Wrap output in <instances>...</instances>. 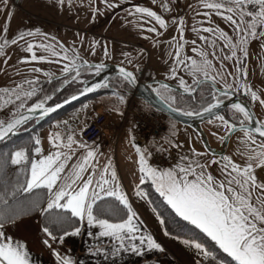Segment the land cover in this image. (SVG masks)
<instances>
[{
    "label": "snow or ice",
    "instance_id": "1",
    "mask_svg": "<svg viewBox=\"0 0 264 264\" xmlns=\"http://www.w3.org/2000/svg\"><path fill=\"white\" fill-rule=\"evenodd\" d=\"M59 2L63 5L64 0ZM4 3L6 4L7 0H4ZM68 3L70 4L71 0H68ZM226 4L229 6L225 7ZM107 7L115 8L117 5L108 4ZM160 7L165 12L171 11L167 0H164ZM205 7L216 9L217 14L223 16L236 33L234 42L232 36L219 28L203 29L208 33H218L224 42L223 49H229V55L223 57L225 61L235 57V90L243 88L252 101L258 100L260 105H264V99H261L248 83H240L242 77H247L246 45L249 39L252 37L264 39V0H221L206 4ZM249 7L252 10H248ZM131 12L154 18L160 28L168 26L165 19L149 7L134 5ZM10 17L11 12L8 13V18ZM182 23L181 18V23L177 25L181 39L184 31ZM7 29L8 24L5 23V33ZM148 31L159 35L156 27H150ZM25 35L32 36L34 33L28 31L19 34L12 42L23 40ZM199 38L202 41L207 40L209 45H216V41L211 38L205 36ZM92 43L91 51L94 53L96 42ZM39 47L49 52L51 56L59 58L56 63L66 61L59 76L44 73L49 82L55 80L57 85L47 93L39 87V80L32 78L16 83L14 87L0 90V109L12 105L8 117L0 119V141H8L33 118L34 114L38 113L39 117L43 118L60 109L62 104H68L78 96L96 89H113L112 95L123 103L125 95L121 94L122 91L126 86L137 82L133 71L120 67L114 82L106 77L89 85L87 79H81L83 71L87 69L91 74H99L105 67L103 63L81 60L78 53L69 56L70 49L63 43L59 45L60 51L51 44H41ZM260 47L264 49V43ZM2 49L3 45L0 44V51ZM26 50L31 55L22 57V61L48 60V56L37 55L34 52L32 43L27 44ZM192 51L196 53L198 50L193 47ZM104 54L105 56L108 54L106 47ZM212 54L216 55L215 52ZM125 55L127 56L126 53ZM199 56L200 59L187 56L181 59L177 48L170 69L171 77H177V69L181 65L192 77L191 84L182 77L179 79V87L182 89L179 97L173 94V89L168 83L160 80L153 82L154 87L152 85L146 87L150 88L155 97L174 114L181 116L208 114L222 123L226 130L218 137L221 142H225L235 132H241L243 135L240 139L245 146V151L238 150L241 162L237 163L230 155L217 157L214 150H210L212 158L209 159L207 151L198 152L190 149L188 152L178 153L177 163L170 167H156L145 158L147 149L141 151L140 147L136 146L139 153L140 177L134 195L150 204L153 203L149 193L141 187L146 180H150L151 187L158 193L163 206L168 210V217L163 218V213L153 208L159 224L164 226L166 219L177 224L187 222L188 231L177 234L175 239L194 250L197 258L193 264H264V181L258 182L254 173V166H264V120L256 119L255 126H252L250 122L254 119V113L240 101L227 105L225 112L229 116L228 119L225 114H219V108L224 104V100L233 95V84L225 81L222 87H217L218 77L221 80H224V77L220 72L212 74L213 64L207 58L206 52L200 51ZM220 67L223 68V64ZM34 71L43 70L36 68ZM77 83L83 84V87L77 88L75 94H70L62 103L47 106L49 101L66 89V86ZM185 95L189 96L192 102L199 103L198 111L179 106L185 104ZM33 99L35 102L29 104ZM146 106L151 107L147 102ZM116 110L119 111L118 108ZM63 123L67 124V121ZM257 136L260 139L259 144L256 143ZM47 139L52 148L47 155L42 153L39 137H30L23 145L0 153V187L3 189L0 191V264H31L25 244L20 241L14 242L4 232L5 224H15L30 209H36L43 215L45 226L42 227V232L52 241L62 242L70 235H78L81 231L76 225L78 220L80 224L86 221L89 226L99 229L94 238L107 237L112 240L110 252L113 256L121 250L142 252L145 246L148 249L163 251L162 245L153 235L142 232L139 225L133 223L137 216L128 195L121 189L117 174L110 169L109 164H105L100 171L97 167L98 162H93L96 157L94 146L90 147L74 139L72 132L67 133L66 142L62 141V133L59 131L50 133ZM168 144L175 149L183 148L182 144L174 143L172 140H169ZM251 145H255V148H251ZM76 148L83 149L84 154L78 156ZM35 154H39V158H36ZM147 154L151 155L150 152ZM213 165L216 166L215 171L218 175L208 171ZM13 166L15 177L9 182L8 169ZM36 189L47 190L46 201L21 202L20 193H32ZM121 206L126 210L124 217L118 215ZM89 235H93L92 232H89ZM164 235H170L167 228ZM43 243L49 245V239H45ZM92 251L97 254H109V250L99 246L89 249V252ZM52 252L58 264H76L70 256H62L56 249Z\"/></svg>",
    "mask_w": 264,
    "mask_h": 264
},
{
    "label": "rangeland",
    "instance_id": "2",
    "mask_svg": "<svg viewBox=\"0 0 264 264\" xmlns=\"http://www.w3.org/2000/svg\"><path fill=\"white\" fill-rule=\"evenodd\" d=\"M163 2V0L162 2L155 0V3H153V0H71L69 4L68 0H64L63 5H61L59 0H18L17 3H15V0H7L6 4L4 0H0V44L3 45V49L0 51V77H3L0 79V88H11L16 83L32 78H37L39 82L46 80L48 78L45 77V72L59 76L63 63L66 61L56 63L55 61L59 58L51 56L49 52H45L39 45L51 44L53 48L60 51L59 45L63 43L65 47L70 49L69 56L78 53L81 60H87L89 63L120 64L136 72L141 68L143 71L145 70L143 79L149 78L153 81L155 78H160L176 86H179L181 77L188 84L192 82V77L183 65L177 69V77H171L170 75L172 61L176 57L177 48H179L181 59L185 56L200 59L199 52L203 51L207 53V58L213 64L214 70L212 74L215 75L220 72L224 77V80L218 77L217 85L222 87L223 82L226 81L232 83L233 89H235V57L232 60L225 61L223 57L229 55V49H223L224 42L219 38L218 33L203 31V29L209 27L214 30L219 28L232 36L235 42L236 33L232 31L231 24L223 16L218 15L216 9L205 7L206 4L221 2V0H208L200 6L196 5L189 10L186 8L189 5L188 2L178 4L176 0H168L170 12H165L160 7ZM108 4H116L117 7L109 8L107 7ZM134 5L149 7L156 11L165 19L168 26L160 28L154 18L148 17L146 14L132 13L131 9ZM179 5L184 11L177 14V6ZM227 6L229 5L226 4L225 7ZM248 10H252L251 7ZM4 11L5 16H2ZM221 11L224 10L221 9ZM9 12H11L10 19L8 18ZM224 14L227 15L226 12ZM41 18L49 19L54 23H49ZM181 18L183 19L182 27L184 29L183 39H181V33L177 27L181 23ZM246 19L248 18L246 17ZM5 23L8 24L6 33L4 30ZM69 26L75 29H70ZM150 27H156L159 35L149 32L148 29ZM42 29L47 31V34L35 33L36 30ZM28 31L33 32L34 35H25L23 40L12 42L17 35ZM200 36L215 40L216 45L212 46L207 43V40H200ZM5 40H7V43H5ZM93 41L96 42L94 45L96 51L94 53L91 51ZM193 41H195V44H193ZM29 43L33 44L34 52L37 55H50L48 60L43 62L22 61V57L31 55L26 50ZM262 43H264L262 38L252 37L249 39L246 45L248 51L246 58L247 77H242L240 83H248L252 90L256 91L261 99H264V49L260 47ZM105 47L108 49L107 56L104 54ZM193 47L197 48L198 51L196 53L192 51ZM213 52L216 53L215 56L212 54ZM129 60L131 63H128ZM221 64H223V68L220 67ZM36 68H40L43 71L35 72L34 69ZM229 73L233 75H229ZM241 90L245 93L243 88ZM126 91V93H131L129 89ZM100 92L106 91H99L98 93ZM121 94L125 95L124 102L127 104V114L134 113L136 104L142 105L148 110L152 109V107H147L146 102L142 99L134 98L133 94ZM4 99L6 100L7 97H4ZM250 101L259 119L264 120V105H260L258 100L252 101L250 99ZM83 103L79 105L84 106ZM131 103L133 105L132 108L129 107ZM77 106L73 107V109ZM11 108L12 105H8L6 109H0V119H6L11 112ZM70 112L58 116L52 115L35 128L38 131L44 126H54L57 118ZM167 120L175 122L177 126V142L183 145L182 149L174 148L170 153L171 156L178 158V153L195 149L198 152L207 151L208 158H212L211 151L207 150L205 141L196 129L192 131L169 117H167ZM53 121L54 123L52 124ZM31 126L25 127V129H29ZM213 126L226 130L225 126L215 119L204 122L201 128L210 142V138L213 135L210 129ZM129 134H131L132 144L133 135L130 130ZM242 135L241 132L237 131L231 135L232 137L230 136L228 151L224 154L232 156L237 163L241 162L239 152L245 151V146L240 139ZM170 137L172 136L169 134L167 140ZM174 140L173 142H175ZM256 143H260V139L257 137ZM251 148L254 149L255 145H251ZM121 156L122 153L120 151ZM126 159L131 168L130 174L135 173L138 177L140 175L138 173L139 153H137L134 144L130 149V153H127ZM151 161L153 160L151 159ZM215 167L213 165L208 171L215 170ZM254 173L258 178V182L264 181V166H254Z\"/></svg>",
    "mask_w": 264,
    "mask_h": 264
},
{
    "label": "crops",
    "instance_id": "3",
    "mask_svg": "<svg viewBox=\"0 0 264 264\" xmlns=\"http://www.w3.org/2000/svg\"><path fill=\"white\" fill-rule=\"evenodd\" d=\"M15 3H17L16 0ZM2 16H5V11ZM41 19L48 21L49 23H54L46 18ZM69 28L75 29L71 26H69ZM46 32L47 31L42 29L38 32L36 31L35 33L47 34ZM46 56L50 57L48 54H46ZM2 78L3 77L1 76L0 79ZM217 86L219 87V85ZM5 88L7 87H1L0 90ZM125 94L130 95L126 92ZM86 98L87 99L85 103H83V107H89L95 110L102 109L108 114V120L106 122V127L103 134L96 140L88 142L82 136V132L85 127L84 124H81L76 129L70 130H61L57 128L55 124L54 126H44L37 131V137H39L41 140L40 147L42 148V153L47 155L48 152L52 150L47 137L50 133H55L56 131L62 133L63 142H66L67 133L72 132L74 134V139L79 140L82 143H86L90 147L94 146L96 157L93 162H98L97 167L100 171L103 170V166L105 164H109L110 169L114 170L117 174L121 189L128 195L129 201L137 216V219H134L133 223H137L142 232H147L153 235L157 242L162 245L163 251L157 249H148L145 246L142 252L121 250L116 256H113L110 252L113 243L112 240L107 237L94 238L95 233L99 229L95 226H89L86 221L79 226L81 231L78 235H70L62 242L59 240L52 241L46 236V234L42 232L43 226L40 221L41 213L31 217L18 219L13 225L5 224V235L10 236L14 242L20 241L21 243L25 244L31 264H58L56 257L53 255V249H56L62 256H70L76 262V264H193V261L197 258L194 250L180 243V241L175 239V235L171 233L168 236L164 235L165 226H161L159 224L156 213L153 211L154 206L152 203L150 204L146 200L137 198L134 195L135 186L139 184L140 175L137 177L135 173L130 174L131 168L126 159L127 153H130L132 145L134 144L137 146L135 144L136 131L133 123V114H127V104L125 102L120 103L118 98L112 95V91L94 93ZM117 108L119 111L116 110ZM144 110L149 113L153 110V108L150 110L144 108ZM53 123L54 121L52 124ZM185 127L188 126L185 125ZM188 128L194 131L193 128ZM176 129L177 126L175 122H169L166 118L164 135L160 138H153L149 142L150 147L153 149L155 148L158 151H160L159 149L161 148L165 149L164 151H160L166 157V162L163 165H156L151 161L152 155L147 154L148 152L151 153L148 147L144 149L140 148L141 151L147 149V152H145V158L152 166L170 167L172 164L177 163L178 158L170 155L174 148L170 147L168 144V141H173L174 138V143H178ZM129 130L133 135L132 144ZM210 130L212 134L215 133V135L213 134L210 138L211 142L209 141V150H214L215 152L221 153L216 154L217 157L224 155L225 152L228 151V145L225 150V142H221L218 139L220 135L224 134V129H218L213 126ZM198 133L205 141V135L200 131H198ZM169 134L172 137L167 140ZM196 135L199 137L198 134ZM201 138L199 137V139ZM73 147L75 148L76 146L73 145ZM120 151L122 153L121 157ZM76 153L78 156L83 155L84 150L76 148ZM35 155L36 158H39V154ZM70 166L71 162L69 164V167ZM210 172H212L214 175H218L215 170H210ZM144 183L151 182L150 180H146ZM141 187L144 188L143 185H141ZM89 232H92L93 235H89ZM45 239H49V245H45L43 243ZM98 246L109 250V254H97L95 251L89 252L90 248L94 249Z\"/></svg>",
    "mask_w": 264,
    "mask_h": 264
},
{
    "label": "built area",
    "instance_id": "4",
    "mask_svg": "<svg viewBox=\"0 0 264 264\" xmlns=\"http://www.w3.org/2000/svg\"><path fill=\"white\" fill-rule=\"evenodd\" d=\"M144 81L150 82L151 80L148 78L144 79ZM129 107H133L132 103ZM88 108L77 106L72 112L57 118L55 126L61 130H70L76 129L81 124H84L85 127L82 132L83 138L88 142L96 140L105 131L108 115L102 109L95 110ZM165 119V113L159 110L153 109L148 113L142 105L136 104L134 107L133 123L136 131L135 144L140 148L148 147L151 151L152 162L160 166L166 162V157L160 151L151 148L149 142L153 138H160L164 135ZM64 121H67V124L63 123Z\"/></svg>",
    "mask_w": 264,
    "mask_h": 264
},
{
    "label": "trees",
    "instance_id": "5",
    "mask_svg": "<svg viewBox=\"0 0 264 264\" xmlns=\"http://www.w3.org/2000/svg\"><path fill=\"white\" fill-rule=\"evenodd\" d=\"M115 78L113 79V82L115 81ZM57 85V81L53 80L51 82H49L48 79L43 80L39 83V87L41 89H43L45 92L50 93L51 90ZM80 83L77 84H72L71 86H66L65 90H62L60 93H58L52 101H49L48 104L51 103H56L59 102L63 99H65L67 96H69L70 94H73L74 92L77 91V88H80ZM132 90V88L129 86H126L125 89L122 92H127L126 90ZM105 91H113V89L111 88H106ZM173 94L176 95L177 97H179L180 91H177L175 89H173ZM87 98L80 100L72 105H70L67 108L62 109L61 111L57 112L56 114H54L53 116H58L61 115L63 113L66 112H70L73 107L83 103L86 101ZM185 100V104L183 105H179L187 110H199L198 106H196L197 102H192L190 97L185 95L184 97ZM31 102H35L34 99L30 101ZM226 116V114H225ZM227 117V116H226ZM25 127H29L28 125H26ZM28 129H22L23 133L20 135H13L9 138L8 141H1L0 142V153H6L9 151V149H13L15 146L17 145H23L26 141H28V139L30 137H37V128H34L30 131H27ZM15 177V166L10 167L8 169V180L9 182H12L14 180ZM143 187L145 188L146 192L149 193V198L151 199V201L153 202L152 205L154 206V208L156 209V211L163 213V218H167L168 217V210L165 209V207L163 206L161 199L158 196V193H155L154 188L151 187V183H144ZM2 187H0V191H2ZM10 190V189H9ZM46 197H47V190L46 189H36L33 190L32 193H20L19 194V198L21 199V202L24 201H36L37 203H41L46 201ZM40 213L38 210L36 209H30L25 215H23L21 218H25V217H31L34 216L36 214ZM126 213V210L122 208L121 206V210L119 212V217H124ZM20 218V219H21ZM40 221L42 226H45V220L43 215L41 214L40 217ZM76 225L80 226L81 224L78 222V220H76ZM165 228L168 229V231L173 234V235H177L183 232H187L188 231V226H187V222H182V223H173L170 220L166 219V224L164 225ZM226 256V254H224Z\"/></svg>",
    "mask_w": 264,
    "mask_h": 264
},
{
    "label": "water",
    "instance_id": "6",
    "mask_svg": "<svg viewBox=\"0 0 264 264\" xmlns=\"http://www.w3.org/2000/svg\"><path fill=\"white\" fill-rule=\"evenodd\" d=\"M16 2H18V0H16ZM104 65H105V67L103 68V70L99 74H95L94 76L87 78V80L89 81V85L91 83H93V82H98L99 80L104 79L106 77L109 79V81H111L114 77H117L118 76V74H119V68L120 67H125V66H122L120 64H104ZM125 68L128 69V70H130V71H133L134 74L137 77V82L135 84H133V85H130V87L132 88L131 93H133V95L135 97L140 98L143 101L149 103L153 109L159 110V111L165 113L167 115V117L175 120L176 122L200 131L202 134L205 135V145H206V148L207 149L210 148V146H209L210 144H209V141H208V137L206 136L205 132L203 131V129L201 127H202V124L204 122H206V121H208L210 119H213V118L209 117L208 114H202V116H181V115L174 114V113L170 112V110L167 107H165L155 97V94L152 93L151 90H150V88L146 87V85H152L154 87L155 84H153V82L154 81H157V80H160V81H163L165 83H168L172 89H175V90L181 92L182 89H180L179 86L170 84L169 82H167L165 80H162L160 78H155L153 81H150V82H144V81H141L140 78H139L140 72H136V71L131 70V69L127 68V67H125ZM82 87H83V84L81 85L80 88H82ZM99 90L100 89H96L93 92L86 93L84 95L78 96V98L76 100L70 101L68 104H62V107L60 109H57L54 113L49 114V115H47V116H45L43 118L39 117L38 113L34 114L33 115V118L29 122L26 123V124H28V123L34 121L33 125L27 131H30V130L34 129L35 127H37L38 125H40L42 122L46 121L49 117H51L52 115H54L57 112L61 111L62 109L67 108L70 105H72V104H74V103H76V102H78V101H80V100H82V99H84V98H86V97L94 94V93H98ZM75 93H73V94H75ZM63 100L59 101V103H62ZM237 101H240V102L244 103L254 113V119L250 123L252 124V126H255V120L256 119H259V117L257 116V114H256L253 106L250 104L249 101H247L246 99L240 97L237 94H234V95H232L231 98L224 100V104L222 106H220V108H219V114H223V112L227 108V105L228 104L234 103V102H237ZM53 105H54V103L53 104H48L47 106H53ZM22 133H23V131L20 130L18 133H15L13 135H20ZM228 140L229 139H227L225 141V146H226L225 147V150H226L227 145H228ZM215 153L216 154H221L219 152H215Z\"/></svg>",
    "mask_w": 264,
    "mask_h": 264
},
{
    "label": "flooded vegetation",
    "instance_id": "7",
    "mask_svg": "<svg viewBox=\"0 0 264 264\" xmlns=\"http://www.w3.org/2000/svg\"><path fill=\"white\" fill-rule=\"evenodd\" d=\"M161 2H162V0H160ZM164 1V0H163ZM208 0H176V2L178 3V4H181V3H183V2H188L189 3V5L186 7L188 10L189 9H192V8H194L196 5H198V6H200L203 2H207ZM167 3H168V0H167ZM181 5H179V6H177V8H178V10H177V14H180V13H182L184 10L183 9H181V7H180ZM137 72H140V75H139V78H140V80L141 81H144V75H143V73L145 72V70L143 71L141 68L137 71ZM95 74H91L88 70H84L83 71V75H82V77H81V79L83 80V79H87V78H89V77H92V76H94ZM114 79V78H113ZM113 79L111 80V81H113ZM81 84V83H80ZM82 85V84H81ZM81 85H80V87H81ZM218 87V86H217ZM220 87V86H219ZM106 90V88H101L99 91H105ZM75 93V92H74ZM234 94H237V95H239L240 97H242V98H244V99H246L247 101H249L250 102V104L252 105V103H251V101H250V99H249V96L247 95V94H245L241 89L239 90V91H237V90H235V89H233V95ZM68 97V96H67ZM232 96H230V97H228L227 99H229V98H231ZM57 103V102H56ZM51 104H53V103H51ZM196 106H198V108H199V103L197 102L196 103ZM223 114H226V112L224 111L223 112ZM226 119H228L229 118V116L226 114ZM34 123V121H32V122H30V123H28V124H26V125H28V126H31L32 124ZM25 125V126H26ZM25 126H23L22 128H21V130L22 129H24L25 128ZM233 135V134H232ZM232 137V136H231ZM257 138H259L258 136H257Z\"/></svg>",
    "mask_w": 264,
    "mask_h": 264
}]
</instances>
